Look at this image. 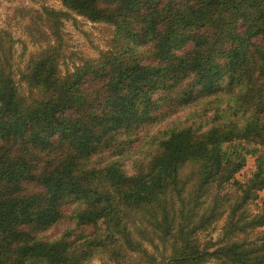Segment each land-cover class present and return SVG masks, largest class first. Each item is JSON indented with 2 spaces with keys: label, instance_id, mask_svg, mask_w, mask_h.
I'll return each instance as SVG.
<instances>
[{
  "label": "trees",
  "instance_id": "16d2710c",
  "mask_svg": "<svg viewBox=\"0 0 264 264\" xmlns=\"http://www.w3.org/2000/svg\"><path fill=\"white\" fill-rule=\"evenodd\" d=\"M59 1L0 31V264H264V0Z\"/></svg>",
  "mask_w": 264,
  "mask_h": 264
},
{
  "label": "rangeland",
  "instance_id": "374dc122",
  "mask_svg": "<svg viewBox=\"0 0 264 264\" xmlns=\"http://www.w3.org/2000/svg\"><path fill=\"white\" fill-rule=\"evenodd\" d=\"M42 5L56 9L63 8L59 0H39L38 3L28 0H0V31H9L17 41L15 59L21 70L25 68L30 57L41 49L40 45L33 44L25 31L31 16L27 15L26 11L39 9ZM74 17V19L65 21L63 28L66 49L61 63V70L64 73L72 72L74 67L80 65L83 60L98 58L101 52L108 50L109 41L114 34L113 28L108 25L91 23L79 16ZM254 169L255 158L248 156L246 167L237 178L241 181L246 180ZM263 198L264 193L262 192L260 200L252 206L253 211H258L257 206L261 204ZM222 224L223 221L218 223L215 232L211 234L212 239L215 241L219 239ZM260 231H257V233ZM203 238L205 237L203 236ZM90 264H102V261L98 257Z\"/></svg>",
  "mask_w": 264,
  "mask_h": 264
}]
</instances>
